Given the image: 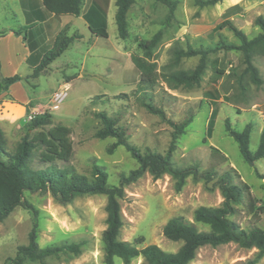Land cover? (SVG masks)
Here are the masks:
<instances>
[{
    "label": "rangeland",
    "instance_id": "1",
    "mask_svg": "<svg viewBox=\"0 0 264 264\" xmlns=\"http://www.w3.org/2000/svg\"><path fill=\"white\" fill-rule=\"evenodd\" d=\"M7 1L10 7H15L14 1ZM115 1H93V5L85 9V17L92 26L104 23L106 37L93 34L82 17L62 15L65 21H71L69 27L63 28L65 32L79 37L36 76L33 72L24 75L25 66L21 67L18 71L24 77L21 80L33 97L27 106L35 107L27 116L50 113L52 125L70 127L72 154L69 163L77 172L86 175L90 174L94 164L101 166L109 184H118L119 176L137 168L138 162L126 150L123 141L111 136H95L102 123L94 116V111H105L115 118L117 126L125 131L126 142L141 151L158 153H164L170 143L173 128L169 121L180 123L190 116L191 121L177 140L173 154L175 163L178 166L194 163L200 169L214 166L219 173L233 167L250 185L258 202L264 204V158L253 163L245 161L237 142L225 129L226 119L236 130L251 123L249 148L256 150L260 133L264 131V56L256 54L252 58L263 81L259 86L249 83L246 94H240L235 76L230 75L243 68L241 51L235 49L220 48L210 52L196 87L171 89L161 76L162 67L171 62L174 46L205 48L214 46L220 38L239 44V38L231 29L219 27L224 19H230L247 38L256 36L260 28L254 24V19L258 15L264 16V0H222L212 5H200L197 0H177L173 16L168 20L166 4L158 0H134L126 15L125 38L118 35ZM88 2L85 0L83 7ZM7 10L0 3V26L16 21L6 16ZM158 31H161V39L151 59L156 63V69L150 80L143 81L131 57L143 56L138 42L151 38ZM49 46L48 42L42 50ZM198 61L199 55L183 57L174 68H192ZM56 92L64 93L57 106L53 102ZM4 98L13 99L8 94ZM147 102L161 108L164 116L151 112L145 106ZM213 108L217 114L208 136L206 128ZM20 112H23V106L7 105L3 109L4 119H0L5 147L10 152L25 135L28 119L26 116L23 125L20 121L11 124L5 119ZM113 143L116 146L109 152ZM210 146L217 147L227 160L213 158ZM38 153L36 150L31 157V166L35 168L44 165L39 162ZM23 198L31 209L16 206L8 216L0 219V264L11 263L17 247L28 242L33 229L40 247L64 243L79 245V253L60 252L47 258L49 264H104L105 195H78L68 202H59L49 192L24 190ZM221 201L220 191L212 181L206 183L189 176L176 191L170 175L154 178L145 172L125 186V196L120 200L123 225L119 237L132 243L141 241L137 243L138 247L153 243L166 251H176L181 242L171 241L163 235L164 223L173 216L192 221L196 207L217 206ZM233 219L244 228L264 227V214L253 218L240 212ZM256 251V248H244L234 242L204 245L197 250L190 264H247ZM23 264L39 263L25 260ZM114 264L124 263L115 257ZM129 264L145 263L142 256H137ZM254 264H264V256Z\"/></svg>",
    "mask_w": 264,
    "mask_h": 264
},
{
    "label": "trees",
    "instance_id": "2",
    "mask_svg": "<svg viewBox=\"0 0 264 264\" xmlns=\"http://www.w3.org/2000/svg\"><path fill=\"white\" fill-rule=\"evenodd\" d=\"M43 7L59 17L70 14L78 16L81 12L82 0H40ZM96 2L97 0H93ZM169 8L167 20L172 18L177 0H158ZM222 0H197L200 5H212ZM134 0H116L115 21L120 38L127 36V11ZM254 24L260 28V32L252 37L247 36L238 29L230 19H224L219 27H228L239 38L240 43H229L223 38L214 46L205 48H187L174 46L170 64L162 67L161 76L171 89H190L199 85L206 68L207 55L217 49H235L241 51V63L243 68L232 71L235 76L240 94H246L247 86L253 83L259 86L262 77L258 68L253 64L254 55L264 56V16L258 15ZM88 28L96 36H107L104 23ZM0 30V35L4 34ZM17 35L22 34L23 40L32 51V44L27 42V28L13 30ZM78 34L68 35L64 29L59 31L53 40V44L38 53V60L33 68V76L46 70L48 65L57 58ZM161 39V31L156 32L151 38L138 42L143 51V56H132V62L140 73L141 80L148 81L156 69V63L151 61L153 50ZM32 54L27 62L32 59ZM199 55L198 63L188 69L174 68L183 57ZM221 72V71H219ZM24 77L16 73L10 76L0 77V93L7 91L10 84ZM145 106L153 113L164 116L161 108L155 107L150 102ZM94 116L99 118L102 127L97 130L95 136L105 138L115 137L123 141V144L138 162V167L128 174L119 176L118 184L107 182V173L99 165L94 164L89 175L76 171L69 163L72 154V139L70 127L63 124H53L50 113L34 114L32 119L25 124L26 133L18 141L15 149L10 152L5 147L4 133L0 128V219L5 218L16 206L31 209V205L23 198L24 190L31 192H49L59 202H68L78 195L103 194L106 197L105 228L102 231L103 262L114 264V258L118 257L124 264H129L137 256H142L145 264H190L197 250L204 245L217 246L228 242H234L244 248H256L254 258L247 264H254L264 256V227H242L233 219L242 212L253 218L264 214V204L259 203L252 194L250 185L243 181L239 173L228 167L222 172H217L214 166L200 169L198 164L178 166L173 160V154L177 149V140L184 133L185 127L191 121L190 116L180 123L169 121L173 131L167 150L158 153L150 150L141 151L135 145L125 141L123 128L117 126L116 119L105 111H94ZM217 114L215 108L210 113L206 133L210 136L214 120ZM50 125L47 129L46 126ZM39 129V130H36ZM225 129L238 144L239 151L245 161L251 163L264 158V131L260 133L259 143L255 151L249 148L252 124L247 123L242 130L232 128L229 120H225ZM33 131V133H31ZM116 146L113 143L108 151ZM213 158L227 160L226 156L215 146H210ZM39 150L38 160L43 167L31 166L33 153ZM60 161L61 164H57ZM149 172L154 178L168 174L174 180V188L179 191L185 184L186 178H192L204 182H213L220 191L222 201L217 206L200 205L193 211V220H187L183 216H173L162 226L163 235L171 241L181 242L176 251H166L157 244H147L138 247L137 241L122 240L119 237L123 225L120 200L125 196V186ZM201 225V228L198 225ZM79 245L76 243H64L62 245L40 247L36 241V232L33 229L29 233L28 242L17 247L11 263L23 264L25 260L37 261L39 264H49L47 258L58 255L60 252L79 253Z\"/></svg>",
    "mask_w": 264,
    "mask_h": 264
},
{
    "label": "crops",
    "instance_id": "3",
    "mask_svg": "<svg viewBox=\"0 0 264 264\" xmlns=\"http://www.w3.org/2000/svg\"><path fill=\"white\" fill-rule=\"evenodd\" d=\"M12 1H14L15 7H10L8 5L9 1L6 3V0H0V3H2L3 6L9 10L6 16H8V18L16 19L15 23L6 22L0 26V30L5 31L4 34L0 35V77L10 76L16 73L19 74L18 71L23 66H25L24 75L32 73L38 60V53L43 51V47L48 44V42L51 46L55 35L65 26L69 27L71 23V21H65L62 15L57 17L53 13L48 12L43 7L40 0ZM84 2L85 0L82 2L80 14L76 17H82L84 22L89 25V21L85 17V9H87L90 5H93V0H89L88 4L83 7ZM22 27L27 28V42L32 44V51L23 40L22 34L17 35L13 32V30L20 29ZM31 52H33L32 59L27 62ZM5 94L10 95L13 99L9 100L4 98ZM32 99L33 97L25 87L23 80L13 82L9 85L7 91L0 94V103L2 104L0 106V119H4V107L16 103L23 106V112H20L17 116L12 115L8 118V120H5L11 124H14L16 121H20V119L27 116L28 112H32L34 110L35 107L27 106ZM0 128L4 131V128L1 126Z\"/></svg>",
    "mask_w": 264,
    "mask_h": 264
},
{
    "label": "built area",
    "instance_id": "4",
    "mask_svg": "<svg viewBox=\"0 0 264 264\" xmlns=\"http://www.w3.org/2000/svg\"><path fill=\"white\" fill-rule=\"evenodd\" d=\"M64 97V93H60V92H56L54 93L53 95V102H54V105L57 106L58 104H60V102L62 101ZM35 113H30L28 116H27V119L30 120L32 119V117L34 116Z\"/></svg>",
    "mask_w": 264,
    "mask_h": 264
},
{
    "label": "water",
    "instance_id": "5",
    "mask_svg": "<svg viewBox=\"0 0 264 264\" xmlns=\"http://www.w3.org/2000/svg\"><path fill=\"white\" fill-rule=\"evenodd\" d=\"M25 120H26V118H25V117H24V118H22V119H20V124H21V125H23V124H24V122H25ZM251 163H253V161H252Z\"/></svg>",
    "mask_w": 264,
    "mask_h": 264
}]
</instances>
